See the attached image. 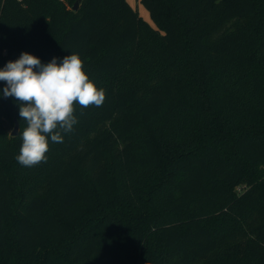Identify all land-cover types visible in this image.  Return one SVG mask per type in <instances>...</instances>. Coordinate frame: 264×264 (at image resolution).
Masks as SVG:
<instances>
[{
    "label": "trees",
    "instance_id": "16d2710c",
    "mask_svg": "<svg viewBox=\"0 0 264 264\" xmlns=\"http://www.w3.org/2000/svg\"><path fill=\"white\" fill-rule=\"evenodd\" d=\"M76 1L0 0V68L106 90L24 167L0 82V264H264V0Z\"/></svg>",
    "mask_w": 264,
    "mask_h": 264
},
{
    "label": "clouds",
    "instance_id": "9594fccd",
    "mask_svg": "<svg viewBox=\"0 0 264 264\" xmlns=\"http://www.w3.org/2000/svg\"><path fill=\"white\" fill-rule=\"evenodd\" d=\"M4 98L16 100L19 116L26 122L18 136L22 143L15 160L24 167L48 161L50 142L61 144L65 134L78 124L76 107L103 106L106 90L98 88L84 69L78 53L43 63L37 56L22 52L0 68Z\"/></svg>",
    "mask_w": 264,
    "mask_h": 264
},
{
    "label": "rangeland",
    "instance_id": "374dc122",
    "mask_svg": "<svg viewBox=\"0 0 264 264\" xmlns=\"http://www.w3.org/2000/svg\"><path fill=\"white\" fill-rule=\"evenodd\" d=\"M129 2L146 22L154 25L149 10L142 4L141 0H129ZM14 128H15V125L10 127L11 130H14ZM19 129H20V126H19Z\"/></svg>",
    "mask_w": 264,
    "mask_h": 264
},
{
    "label": "water",
    "instance_id": "95a60500",
    "mask_svg": "<svg viewBox=\"0 0 264 264\" xmlns=\"http://www.w3.org/2000/svg\"><path fill=\"white\" fill-rule=\"evenodd\" d=\"M81 1H82V0H77V1H76V3L74 4V7H73V10H74V11H77V10H78ZM18 133H19V123H18L17 120H15V128H14V130H13V132H12L11 135H12V136H17Z\"/></svg>",
    "mask_w": 264,
    "mask_h": 264
},
{
    "label": "built area",
    "instance_id": "2783aa9c",
    "mask_svg": "<svg viewBox=\"0 0 264 264\" xmlns=\"http://www.w3.org/2000/svg\"><path fill=\"white\" fill-rule=\"evenodd\" d=\"M61 2H64V3H66L67 2V0H60Z\"/></svg>",
    "mask_w": 264,
    "mask_h": 264
}]
</instances>
